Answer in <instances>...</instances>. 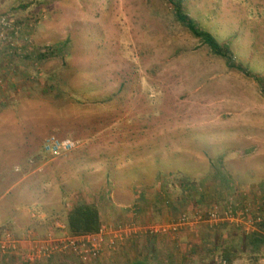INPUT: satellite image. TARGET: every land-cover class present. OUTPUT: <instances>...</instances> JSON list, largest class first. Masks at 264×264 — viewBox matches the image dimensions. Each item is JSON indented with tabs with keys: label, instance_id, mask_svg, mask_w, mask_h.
I'll use <instances>...</instances> for the list:
<instances>
[{
	"label": "rangeland",
	"instance_id": "obj_1",
	"mask_svg": "<svg viewBox=\"0 0 264 264\" xmlns=\"http://www.w3.org/2000/svg\"><path fill=\"white\" fill-rule=\"evenodd\" d=\"M184 8L243 69L166 0H0L17 30L0 28V240L11 233L16 246L0 264H264V242L246 248L252 233L264 236V0ZM52 136L76 145L53 156ZM126 188L122 209L114 199ZM82 201L103 213L106 202L109 227L130 218L135 231L109 243L106 259L101 242L95 259L30 260L65 238L57 224Z\"/></svg>",
	"mask_w": 264,
	"mask_h": 264
},
{
	"label": "trees",
	"instance_id": "obj_2",
	"mask_svg": "<svg viewBox=\"0 0 264 264\" xmlns=\"http://www.w3.org/2000/svg\"><path fill=\"white\" fill-rule=\"evenodd\" d=\"M168 1L174 8L176 17L179 22H181L194 36L200 38L204 44H206L210 50L222 57H225L228 60V63L231 65H235L239 69H243L241 65H238L234 62V57L229 49L228 44L220 43L216 37L208 30H205L199 26L195 19H193L184 8V0H166ZM56 50H49L47 52L43 51L41 56L43 57H51L55 55ZM247 74H250L248 70H246ZM65 139V138H64ZM70 139V138H67ZM71 140V139H70ZM76 145L75 140H71ZM100 214V208L95 202H79L70 207L65 215V219L63 223L66 225L67 233L71 235H87V234H96L99 233L102 226V219ZM264 227V223L263 226ZM236 231V230H235ZM260 231V230H259ZM264 231V229H263ZM263 233V232H262ZM261 232H254L248 239L246 248L251 246L250 248L257 252L260 250L261 243L264 242V236ZM225 240H223L222 248L225 247ZM218 245V246H220ZM255 245V246H253ZM230 259V257H228ZM130 264V263H126ZM143 264V263H137ZM232 264V262H231ZM235 264V261L233 262Z\"/></svg>",
	"mask_w": 264,
	"mask_h": 264
},
{
	"label": "built area",
	"instance_id": "obj_3",
	"mask_svg": "<svg viewBox=\"0 0 264 264\" xmlns=\"http://www.w3.org/2000/svg\"><path fill=\"white\" fill-rule=\"evenodd\" d=\"M11 23L6 19L5 16H0V28L1 30H5L6 28H12L13 30L16 28L13 26H10ZM14 30V31H15ZM17 31V30H16ZM15 31V32H16ZM3 33V32H2ZM14 33V32H13ZM45 151L49 154H52L53 156H58L63 153H66L68 151H71L74 148V144L70 139H60L55 136H52L48 138L44 145ZM217 213H211V217L215 218L217 217ZM258 217H253V221L249 219V224H251L254 221L260 222L262 221V218L260 215H257ZM183 220L185 215L181 217ZM254 224V223H253ZM58 226L64 227L65 224H57ZM181 223L177 225H173L172 229L177 230L178 226H180ZM136 225L134 223H125V224H117L116 228L114 229V236L111 239V244L114 245L116 240L119 239V237H122L123 235H128L129 233H132L135 231ZM150 232L157 233L159 232L158 225L150 226ZM254 229L255 226H254ZM166 231V230H164ZM249 230H247L248 232ZM59 238L62 236H58ZM65 238L58 239L55 246L48 245V241L46 243V246L42 245L40 248H38L37 252L31 253L32 256L30 257V260H34L35 258L41 259L43 256L51 257L52 254L57 253H64V252H71L73 251L82 261L84 260H90L95 259L96 257L100 256L102 253V247L101 242L102 238L98 234H87V235H71L65 231ZM15 240L11 233L6 234V236L0 240V251L5 252L6 250L15 249ZM37 249H35L36 251ZM223 264H226V261L223 262Z\"/></svg>",
	"mask_w": 264,
	"mask_h": 264
},
{
	"label": "crops",
	"instance_id": "obj_4",
	"mask_svg": "<svg viewBox=\"0 0 264 264\" xmlns=\"http://www.w3.org/2000/svg\"><path fill=\"white\" fill-rule=\"evenodd\" d=\"M126 179V180H125ZM114 181L116 182V185L117 184H119L120 185V183L122 184V185H130V180H128L126 177H121V176H119L117 173H114ZM144 182V181H143ZM126 190H127V193L126 194H124V195H120V194H116V198L114 199L115 201V203L117 204V206L118 207H121L122 209H124L123 208V206H124V202L126 201V199L125 198H129V197H132L130 194L132 193V190H130L129 188L127 189L126 188ZM130 195V196H129ZM133 195V194H132ZM149 196V195H148ZM148 196H147V198L146 199H144L143 200V203L145 204V206L147 205V206H151L152 204H150L149 203V201L150 200H147L148 199ZM142 199H143V196H142ZM152 200V203L154 204H159V200H157V198H155V200H153V198H151ZM128 200V199H127ZM98 205L100 204V202H96ZM122 203V204H121ZM101 205H104V207H106V210H105V213H103L101 210H100V214L102 213V226H101V230H100V232L99 233H96V234H98L101 238H102V243H104V247H103V253H102V256H101V258H103V259H106V256H104L107 252H108V245H109V243H110V245L112 246V244H111V239L113 238V236H114V229H115V227L113 228V229H111L109 226H111L112 227V223H111V220L114 218V211H115V209L114 208H112V207H110V206H108L107 204H106V202H103V204L101 203ZM100 206V205H99ZM144 206V207H145ZM148 209V211H146V212H148L150 215L151 214H153V212H154V209H150V208H147ZM122 211H124V210H122ZM135 213H136V211H135ZM131 213H127V215L129 216ZM145 214L146 213H143L142 214V217L143 216H145ZM119 217H120V215H119ZM135 217V216H134ZM139 217V216H138ZM141 217V218H142ZM149 217V216H148ZM135 218H137V216L135 217ZM122 219V218H121ZM125 221V220H124ZM122 222V223H133L132 222V220L129 218V220H128V222L127 221H125V222ZM116 223V225L117 224H119L120 222H115ZM111 224V225H110ZM107 230V232H105V231ZM216 230H219L220 232L218 233L220 236H218L219 238H221V242H218V245H220V244H222L223 243V240H225L226 242H227V240H226V237H227V230H224V229H221V228H217ZM108 231L110 232V239L108 240ZM107 233V234H106ZM121 239H117L116 240V243H117V245H119V241H120ZM115 245V244H114Z\"/></svg>",
	"mask_w": 264,
	"mask_h": 264
}]
</instances>
